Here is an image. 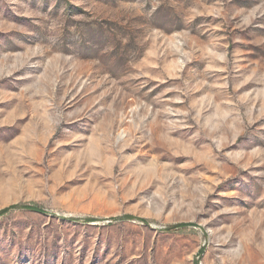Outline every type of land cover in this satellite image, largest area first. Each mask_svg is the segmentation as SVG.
<instances>
[{
	"label": "rangeland",
	"instance_id": "1",
	"mask_svg": "<svg viewBox=\"0 0 264 264\" xmlns=\"http://www.w3.org/2000/svg\"><path fill=\"white\" fill-rule=\"evenodd\" d=\"M6 208L0 264H264V0H0Z\"/></svg>",
	"mask_w": 264,
	"mask_h": 264
},
{
	"label": "trees",
	"instance_id": "2",
	"mask_svg": "<svg viewBox=\"0 0 264 264\" xmlns=\"http://www.w3.org/2000/svg\"><path fill=\"white\" fill-rule=\"evenodd\" d=\"M20 208H24V209H28V210H33V211H36V212H45V210L37 205H22L20 206ZM12 208H6L2 211H0V216H3L5 214H7ZM131 218V217H129ZM143 223L145 224H148V220H141ZM189 225L187 224H179V225H176V226H173L171 228H168V231H174V230H178L180 228H185V227H188Z\"/></svg>",
	"mask_w": 264,
	"mask_h": 264
}]
</instances>
